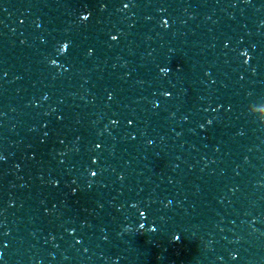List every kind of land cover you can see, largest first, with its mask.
Listing matches in <instances>:
<instances>
[{
	"label": "clouds",
	"instance_id": "1",
	"mask_svg": "<svg viewBox=\"0 0 264 264\" xmlns=\"http://www.w3.org/2000/svg\"><path fill=\"white\" fill-rule=\"evenodd\" d=\"M125 7H127V5H125ZM82 18H88V16L87 15H84V16H82ZM166 23V22H165ZM113 39H115L116 37H112ZM92 175L93 176H95L96 175V173L95 172H93L92 173Z\"/></svg>",
	"mask_w": 264,
	"mask_h": 264
}]
</instances>
